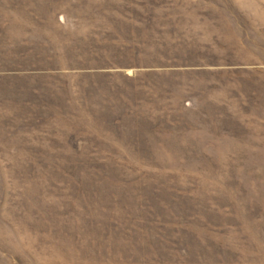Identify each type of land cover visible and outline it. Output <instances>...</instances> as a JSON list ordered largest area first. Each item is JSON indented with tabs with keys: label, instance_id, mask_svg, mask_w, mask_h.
<instances>
[{
	"label": "rangeland",
	"instance_id": "rangeland-1",
	"mask_svg": "<svg viewBox=\"0 0 264 264\" xmlns=\"http://www.w3.org/2000/svg\"><path fill=\"white\" fill-rule=\"evenodd\" d=\"M0 264H264V0H0Z\"/></svg>",
	"mask_w": 264,
	"mask_h": 264
},
{
	"label": "trees",
	"instance_id": "trees-1",
	"mask_svg": "<svg viewBox=\"0 0 264 264\" xmlns=\"http://www.w3.org/2000/svg\"><path fill=\"white\" fill-rule=\"evenodd\" d=\"M125 55H126V60H127V63H128V64H120L121 67H125V68H129V67H140V66H143V67H145V66H147V67H151V66H149V65H153L152 63L131 64V62H129V59L131 60L130 57H132V56L129 55L128 53H126ZM125 55L122 54L123 57H125ZM196 59H197V58H196ZM198 59H199V57H198ZM196 63H197V61H194V63H193L191 66H193V65H197ZM139 72H141V71H139ZM145 72H147V73L144 74L146 80H148V78H152L153 76H155V75H148V74H151V73H153V72H155V71H152V70H145ZM179 74H181V73H179ZM113 75H114V74L111 75V74L105 73V71H101V70H99V71H98V70H96V71L94 70V71H92V72L89 73V76L96 77V78H97V77L101 78V77H103V76L112 77ZM125 79H126L127 82L129 83V82H131L132 80H134L135 77H126Z\"/></svg>",
	"mask_w": 264,
	"mask_h": 264
}]
</instances>
